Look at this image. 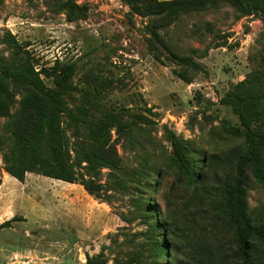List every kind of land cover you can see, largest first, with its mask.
Masks as SVG:
<instances>
[{"label":"trees","instance_id":"obj_1","mask_svg":"<svg viewBox=\"0 0 264 264\" xmlns=\"http://www.w3.org/2000/svg\"><path fill=\"white\" fill-rule=\"evenodd\" d=\"M120 1L131 15L147 20L154 58L174 64V73L188 84L190 71L204 66L174 51L161 31L183 16L223 6L238 19L258 17L264 26V0ZM78 2L45 0L69 22L88 16L87 5ZM258 58L259 65L220 99L239 119L223 124L234 146L209 153L168 130L166 156L149 129L150 117L106 98L112 79L94 74L82 87L74 82L76 62L56 60L38 69L16 35L0 32L4 170L19 181L32 172L80 184L95 199L126 206L120 211L126 226L88 264H264V203L251 208L247 198L250 180L264 186V31ZM167 175L171 188L161 193ZM179 242L187 246L184 259Z\"/></svg>","mask_w":264,"mask_h":264},{"label":"rangeland","instance_id":"obj_2","mask_svg":"<svg viewBox=\"0 0 264 264\" xmlns=\"http://www.w3.org/2000/svg\"><path fill=\"white\" fill-rule=\"evenodd\" d=\"M78 3L87 5L88 16L69 22L65 14L51 12L45 0H6L0 32L16 35L38 69L56 60L76 62L74 82L82 87L94 74L112 79L106 98L150 117L149 129L166 156L171 154L168 130L209 153L234 146L223 124L236 125L239 119L220 99L259 65L260 18L238 19L235 10L223 6L183 16L161 31L174 51L204 66L202 72L190 71L193 83L188 84L174 73V64L154 58L146 19L131 15L120 0ZM172 181L165 177L161 193L170 190ZM247 198L251 208L264 203V186L250 180ZM125 207L95 199L80 184L37 173L19 181L4 170L0 154V226L17 219L0 227V264H88V257L126 226L120 216ZM186 247L179 242L181 259Z\"/></svg>","mask_w":264,"mask_h":264}]
</instances>
